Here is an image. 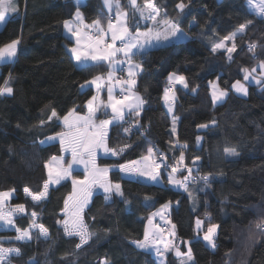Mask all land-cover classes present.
Returning <instances> with one entry per match:
<instances>
[{
    "label": "trees",
    "instance_id": "obj_1",
    "mask_svg": "<svg viewBox=\"0 0 264 264\" xmlns=\"http://www.w3.org/2000/svg\"><path fill=\"white\" fill-rule=\"evenodd\" d=\"M179 2L156 0L162 13L179 20L188 38L135 57L144 61L135 91L145 103L138 117L128 118L134 124L138 121V126L125 133V122L109 125L108 146L117 151L125 144L131 147L119 157H102L101 163L134 160L145 155L149 145L163 153L169 165L183 152L184 166L178 175L184 176L191 168L194 179L188 185L199 186L196 208H191L186 191L126 178L112 169L108 179L121 185L123 198L113 194L110 202H105L104 193H93L84 219L94 235L87 245L76 249L78 237H66L62 224L57 223L64 219L62 209L72 189L70 180L49 188L48 196L39 203L26 196L24 188L40 191L47 178L44 163L61 152L58 142L41 144L46 136L63 130L60 120L48 117L53 110L59 117L74 108L83 113L93 90H82L80 85L102 73L106 65L76 66L66 51L70 41L62 34L61 23L72 16L74 0H17L18 12L9 14L0 28V45L18 37L21 41L17 56L0 65V84L10 73L13 77V93L0 96V191L15 189L9 205H25V213L14 216L17 226L28 227L35 211L37 223L48 229L49 236L36 239L38 231H34L31 241L0 240L4 246L21 249L20 255L10 256V264H98L102 259L110 264H158L151 253L132 242L143 238L144 217L165 202L171 204L167 215L171 226L175 225V242L178 238L182 252L192 249L194 264H264V235L254 228V222L264 216V84H245L247 95L231 89L236 80L242 81V68L255 66L258 70L259 61L264 60V18L251 13L246 0H182L186 5L183 13L175 8ZM122 3L130 8L127 0ZM80 11L87 23L99 18L104 24L108 16L101 0H85ZM248 20L253 23L237 37L231 61L225 49L211 51L213 43ZM252 43L257 45L254 53L248 50ZM171 72L184 75L188 83V88L175 87V132L172 116L161 102ZM214 78L220 88L228 89L226 98L216 105L208 86ZM200 124L207 127L199 129ZM197 135L202 137L200 146L195 145ZM225 147L235 148L238 155L226 156ZM205 174H210L208 186L200 179ZM73 175L81 177L82 172ZM145 196L151 199L145 200ZM206 212L211 214V222L219 225L215 249L195 231V218L205 219ZM207 226L205 221L203 231ZM14 234L0 230V237ZM166 263L178 261L169 253Z\"/></svg>",
    "mask_w": 264,
    "mask_h": 264
},
{
    "label": "snow or ice",
    "instance_id": "obj_2",
    "mask_svg": "<svg viewBox=\"0 0 264 264\" xmlns=\"http://www.w3.org/2000/svg\"><path fill=\"white\" fill-rule=\"evenodd\" d=\"M85 0H76V12L71 21H64V28L70 34L69 38L75 39V46L68 49L73 60L78 65L93 67L104 64L107 67L106 74L94 76L91 80L85 81V85H94L96 95H93L86 103L87 113L81 115L76 109H71L63 117H59L55 110L48 117L49 120L56 118L61 120L64 131L56 133L55 136L48 137L49 141L59 139L61 152H70L71 160L68 161L67 167L64 166L63 158L56 156L50 157L44 163L47 170V179L44 181L42 189L38 192H32L28 187L24 188L26 196L31 197L34 203L43 201L49 192V186L60 184L61 181L71 179L72 192L64 200V219L57 221L62 224L64 235L66 237H78L79 242L75 245L76 249H81L87 245L94 235L90 231L88 224L84 219V211L89 204L90 198L93 195V189L102 188L105 193V202H110L112 194L123 198V191L119 183H112L108 179V173L111 169H118L120 173L137 179H143L150 182H162V167L167 169L171 167V172L168 173V184L183 188L188 192V182L192 177V170L188 168V175L183 176V179H176V175L182 166H184V154L181 152L176 162L172 165L166 163V157L160 153L158 149L149 145L147 154L143 155L139 160H129L125 163L113 164L110 167H100L97 165V155L99 152L111 154L119 157L125 149L131 145H123L119 151L108 146V129L109 125L116 122H126L130 116L138 117L145 103L142 96L135 91L137 84L136 77L144 71V61L139 62L135 57H143L147 55L153 48L163 47L185 37V33L179 26L178 19L169 18L167 12H161V8L157 5L156 0H143L141 4L139 0H127V4L131 8V18H139L145 22V31H141L137 26L136 31H130L128 20L130 18L129 11L124 7L122 0H103L104 8L108 9L107 26L105 27L101 19L97 18L86 23L80 11ZM246 6L251 13L257 17L264 18V0H246ZM175 8L180 13L184 12L186 5L179 2ZM18 12L17 0H0V24H6L8 15ZM114 12V15H113ZM253 23L248 20L245 23L238 25L237 29L224 36L219 42L212 44L211 51L216 53L220 49H225L228 53L227 59H233L232 53L237 50L235 43L238 36L243 35L247 28ZM232 41L230 47H226L225 42ZM20 38L12 39L8 43L0 45V61L12 60L17 56L18 45ZM256 44L248 45V50L254 53ZM126 77L117 76V73L125 72ZM254 66L251 70L242 68L244 81H248L252 73L256 72ZM259 70L261 76H264V60L259 61ZM13 79L11 73L0 84V96L5 94L11 95L13 88L10 86ZM255 79V77H253ZM168 86L164 89V100L168 107V112H173V107L170 101L175 99L173 88L176 84L188 88V83L184 75H179L171 72L167 77ZM257 84H264V81L257 79ZM85 85H81L83 90ZM107 91V101L100 98L102 90ZM119 89L117 92L116 90ZM231 89L242 95L248 94V89L245 83L236 80L231 85ZM192 91H196L195 88ZM228 95V89H220L217 84L212 83L211 99L213 105L222 102ZM111 110V116L107 119L97 118L99 114L108 116V110ZM176 117L173 115V131H175ZM45 122L40 121L43 125ZM215 123V120L212 121ZM138 126V121L135 125ZM197 127L205 128L206 124H200ZM131 128H125L124 132L129 133ZM143 135V133H141ZM200 137H197L199 142ZM45 143L41 141V144ZM186 147V145H185ZM224 153L226 156H237L235 148L225 147ZM199 159V158H197ZM74 165H83V179H78L72 176ZM210 174H205L200 177L208 186ZM15 189L0 191V223L5 226H10L15 229L16 235L11 238L16 241H31L33 239V231L38 230L36 239L48 238L49 231L42 224L37 223L38 214L33 211L28 227H19L15 224L13 217L21 213H25L24 204H16L8 206V201L12 197ZM191 192L189 197L191 198ZM151 197L145 196V200H150ZM129 203L127 200L124 201ZM169 204L162 205V210H167ZM195 210V209H194ZM161 215L162 212L152 213L148 216V225L144 229V237L142 240H135L132 243L139 249L146 252H154L157 257L164 256L167 252H172L180 260V264H194L192 249L189 247L187 252L180 250V244L175 242L176 232L175 225L168 230L169 239L164 240V230L152 224L153 217ZM208 221L207 230L204 231L203 240L207 242L213 249L216 244L214 237L217 233L219 225L211 222V214L206 212L205 219L197 218L195 221V229L197 234L203 231V225ZM256 233L264 235V216H261L254 222ZM183 244H189L190 241H181ZM163 245L161 248L159 245ZM12 254L20 255L19 247H4L0 244V264H10V256ZM67 255V254H66ZM230 255V253H226ZM98 264H110L108 259H102Z\"/></svg>",
    "mask_w": 264,
    "mask_h": 264
},
{
    "label": "rangeland",
    "instance_id": "obj_3",
    "mask_svg": "<svg viewBox=\"0 0 264 264\" xmlns=\"http://www.w3.org/2000/svg\"><path fill=\"white\" fill-rule=\"evenodd\" d=\"M107 11H108V9H106ZM128 11H129V13H130V18H129V20H128V24H129V26H131L132 25V30L131 31H133V32H135L136 31V28H137V26H139V28H140V30L141 31H145L146 30V28H145V23H148V24H150L151 22H145V21H143V20H139V18L137 17V18H131V8H129V9H127ZM113 15H114V12H113ZM9 16V15H8ZM107 21V20H106ZM184 32V31H183ZM185 33V32H184ZM186 34V33H185ZM188 38V35L186 34L185 35V37L183 38V39H180V40H185V39H187ZM225 44H226V47H230L231 46V44H232V41H226L225 42ZM137 62H139V60H137V59H135ZM178 74V73H177ZM254 75H257V76H260V77H262L263 79H264V76H261V74H260V70L258 69L256 72H254L253 73ZM118 75H124V72L123 73H118ZM180 75V74H179ZM168 77V76H167ZM215 83V84H217L218 85V83H217V79L216 78H214L213 80H211V81H209V83H208V86H209V93H210V97H211V92H212V83ZM242 82V81H241ZM243 83V82H242ZM176 86H180V87H183L182 85H179V84H176L175 86H174V88H173V91L175 92V97H176V90H175V87ZM219 86V85H218ZM246 86V85H245ZM184 88V87H183ZM220 88V87H219ZM165 89V88H164ZM220 89H223V88H220ZM234 91V90H233ZM235 92V91H234ZM236 93V92H235ZM238 94H240V93H238ZM161 100L163 101V104H164V108H165V110H166V112L169 114V112H168V107H167V104H166V102H165V100H164V91H163V94H162V97H161ZM175 100V99H174ZM174 100H172V101H170V103L172 104V107H173V112L171 113V114H169L170 116H172L173 117V115L175 116V103H174ZM212 100V99H211ZM219 103V102H218ZM176 117V116H175ZM172 129H173V121H172ZM175 129H177V119H176V122H175ZM199 129H203V128H199ZM65 129L63 128V130H61V131H64ZM60 131V132H61ZM53 135V134H52ZM56 135V134H55ZM54 135V136H55ZM197 137H200V140H199V142H197ZM42 141H44L45 143H43V144H48V143H52V142H58L59 143V145H60V142H59V139L57 138L56 140H53V141H49L47 138L45 139V140H42ZM201 141H202V137L200 136V135H197L196 137H195V145L196 146H200V144H201ZM108 155V154H107ZM54 156H56V157H58V158H63V162H64V166L65 167H67V163H68V161H70L71 160V153L70 152H64V153H62V152H60V154H58V155H54ZM102 156H106V154H104L102 151L101 152H99L98 153V155H97V160H96V163H97V165L98 166H100V167H105V166H108L107 164H103V163H100L101 162V158H102ZM52 157V156H51ZM142 157V156H141ZM50 159V158H49ZM48 159V160H49ZM140 159V158H139ZM47 160V161H48ZM100 161V162H99ZM111 166V165H110ZM109 166V167H110ZM74 167V171H80V172H82V176L81 177H79V176H75V175H73V173H74V171H73V173H72V176L73 177H75V178H78V179H83V176H84V167H83V165H74L73 166ZM182 168H180V170H181ZM46 170V169H45ZM161 171H162V175H161V181L162 182H159V183H157V182H150V181H147V180H143V179H140V180H142V181H145V182H150V183H153V184H156V185H167V186H169V187H171V188H173V189H175V190H181V191H184V189L183 188H180V187H178V186H175V185H171V184H168V182H167V178H168V173L169 172H171V167H168L167 169H164L163 167H162V169H161ZM46 174H47V170H46ZM121 174V176H123V177H129V178H133V177H130V176H126V175H124L123 173H120ZM176 175V179H180V180H182L183 179V176H180V175H178V173L177 174H175ZM185 175H188V172L185 174ZM184 175V176H185ZM46 177H47V175H46ZM47 179V178H46ZM70 180V182H71V179H69ZM64 181V180H63ZM62 182V181H61ZM71 184H72V182H71ZM115 184V183H114ZM189 184V183H188ZM55 185H57V184H55ZM55 185H50L49 186V188H51V187H53V186H55ZM198 187L199 186H194V185H188V189H189V191L187 192V195H188V197H189V192H191V198L189 197V199H190V205H191V208L194 210L195 208H196V205H197V199H196V190L198 189ZM197 188V189H196ZM98 191H100V192H102L103 191V189L102 188H95V189H93V193L94 192H98ZM71 192H72V189H71ZM70 192V193H71ZM104 192V191H103ZM69 193V194H70ZM68 197V196H67ZM31 198V197H30ZM164 204H169V208L167 209V210H162V205H164ZM8 206H9V203H8ZM170 206H171V204L169 203V202H165V203H162L161 205H159L158 207H156L155 209H153L152 211H150L147 215L149 216V215H151L152 213H157V212H162V215H163V222H162V225H164L163 223L167 220L166 218H167V213L169 212V210H170ZM155 218H158V217H161V215H156V216H154ZM153 217V218H154ZM197 218H200V217H196L195 218V221H196V219ZM201 219V218H200ZM195 221H194V226H195ZM161 225V229H163L164 230V228H163V226ZM0 228H3V229H6V230H11V231H14L15 232V229L14 228H12V227H10V226H5V225H3L2 223H0ZM33 232L34 231H38V230H32ZM195 231H196V229H195ZM37 233V232H36ZM196 234H197V232H196ZM203 234H204V231L203 232H201V233H199L198 235L199 236H201V237H203ZM15 235H16V232H15V234L13 235V236H10V237H7V236H4V237H1V238H13V237H15ZM164 236H166L167 237V239H169V235H168V233H166L165 231H164ZM205 244H207V242L205 241ZM4 246V245H3ZM207 246H209V247H211L210 245H208L207 244ZM4 247H9V246H4ZM158 264H162L159 260H158Z\"/></svg>",
    "mask_w": 264,
    "mask_h": 264
},
{
    "label": "crops",
    "instance_id": "obj_4",
    "mask_svg": "<svg viewBox=\"0 0 264 264\" xmlns=\"http://www.w3.org/2000/svg\"><path fill=\"white\" fill-rule=\"evenodd\" d=\"M74 3L76 4V0H74ZM103 3V2H102ZM104 6V5H103ZM105 10H106V8H104ZM107 11V10H106ZM75 12H76V8L74 9V11H73V13H72V16L70 17V18H67V19H65V20H69V21H71L72 19H73V17H74V14H75ZM107 14H108V11H107ZM65 20H63L62 21V23H61V31H62V34L64 35V37L66 38V39H68L70 42L69 43H67L66 45H65V48H66V51L68 52V54H69V56L71 57V59H72V61L74 62V64L76 65V66H83V65H78V64H76V62L73 60V58H72V56H71V53L68 51V49H70L71 47H73V46H75V39L74 38H69V36H70V34L69 33H67V31H66V29L64 28V21ZM106 20H107V17H106ZM105 20V23H104V26L106 27L107 26V21ZM87 23V22H86ZM3 24H0V28H1V26H2ZM132 30V28L130 27V31ZM13 60V59H12ZM11 61V60H10ZM9 60H5V61H0V65L2 64V63H6V62H10ZM107 73V67H106V69L102 72V73H97V74H95L94 76H96V75H100V74H106ZM94 76H92V77H90L88 80H86V81H89V80H91ZM117 76H118V73H117ZM124 77H126V69H125V72H124ZM81 85H85V82H83ZM81 85H80V88H81ZM86 88H91L92 90H93V94L90 96V98H88V100L89 99H91V97L93 96V95H96V89H95V86L94 85H85V87H84V89H86ZM117 92L119 91V89H117L116 90ZM137 92V91H136ZM138 93V92H137ZM100 98L103 100V101H107V91H106V89H104V90H102L101 91V93H100ZM88 100H86V102H85V104H84V106H85V110H84V112L83 113H80L81 115H84V114H86L87 113V108H86V103H87V101ZM161 102H162V104H163V101L161 100ZM163 106H164V104H163ZM111 116V110L109 109L108 110V116H104L103 114H99L98 115V118H97V123L99 122V119H107V118H109ZM60 122H61V120H60ZM61 124H62V122H61ZM62 126H63V124H62ZM63 128H64V126H63ZM175 132V131H174ZM56 134V133H55ZM55 134H53V135H49V136H46L43 140H45L46 138H48V137H51V136H54ZM147 154V153H146ZM145 154V155H146ZM106 156H111V154H108V155H106ZM102 157H104V156H102ZM139 158H141V157H139ZM139 158H136V159H134V160H139ZM179 158V157H178ZM177 158V159H178ZM100 162V161H99ZM101 163V162H100ZM108 166H110V165H108ZM112 170V169H111ZM98 192H100V191H98ZM95 193V192H94ZM102 193H104L103 191H102ZM105 194V193H104ZM114 194V193H113ZM112 194V195H113ZM10 206V205H9ZM148 215H146L145 217H144V221H145V226H144V229H145V227L146 226H149L148 225ZM13 219H14V217H13ZM162 222H163V218H161V217H158V218H153V220H152V224L153 225H155V226H157L158 228H161V225H162ZM149 227H151V226H149ZM0 230H5V231H8V230H6V229H3V228H0ZM207 230V229H206ZM2 237H4V236H2ZM143 237H144V235H143ZM199 238H201L202 240H203V237H201V236H199ZM6 239H10V238H1L0 237V240H6ZM143 239V238H142ZM141 239V240H142ZM164 240L165 241H167L168 239H167V237L166 236H164ZM203 242L205 243V241L203 240ZM207 245V244H206ZM161 248H163V245L161 244V245H159ZM11 247V246H10ZM187 252V251H186ZM172 254L173 256H175L174 255V253H172V252H167V253H165L164 254V256H162V257H157L156 255H155V253L154 252H151V254L156 258V260H157V262H158V260L162 263V264H167L166 263V255L167 254ZM13 255V254H12ZM176 257V256H175ZM177 258V257H176ZM177 261H178V264H180V260L177 258Z\"/></svg>",
    "mask_w": 264,
    "mask_h": 264
},
{
    "label": "built area",
    "instance_id": "obj_5",
    "mask_svg": "<svg viewBox=\"0 0 264 264\" xmlns=\"http://www.w3.org/2000/svg\"><path fill=\"white\" fill-rule=\"evenodd\" d=\"M102 2H103V0H101ZM126 65H125V69H126ZM118 76H124V75H118ZM133 125H135L129 118H127V121L125 122V126H126V128H131V131H136V126H133ZM167 163V162H166ZM168 164V163H167ZM169 165V164H168ZM167 220L165 221V223H164V225H163V228H164V231L166 232V233H168V230L172 227L171 226V223H170V221H169V216H167V218H166ZM176 243H178L179 244V239L177 238L176 239Z\"/></svg>",
    "mask_w": 264,
    "mask_h": 264
},
{
    "label": "water",
    "instance_id": "obj_6",
    "mask_svg": "<svg viewBox=\"0 0 264 264\" xmlns=\"http://www.w3.org/2000/svg\"><path fill=\"white\" fill-rule=\"evenodd\" d=\"M128 6H129V5H128ZM129 7H130V6H129ZM243 76H244V74H242V81H243L246 85H248V86H258V85H260V84H257V83H256V80H257V79L262 80L260 77H257V76H255L254 74H251V76L249 77V80H248V81H244ZM253 77H255V79H253Z\"/></svg>",
    "mask_w": 264,
    "mask_h": 264
}]
</instances>
